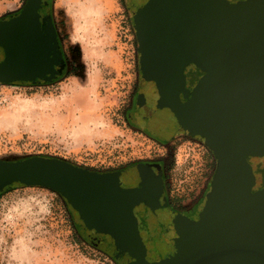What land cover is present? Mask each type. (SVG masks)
I'll use <instances>...</instances> for the list:
<instances>
[{"label":"water","instance_id":"1","mask_svg":"<svg viewBox=\"0 0 264 264\" xmlns=\"http://www.w3.org/2000/svg\"><path fill=\"white\" fill-rule=\"evenodd\" d=\"M126 2L134 10L143 83L137 117L164 141L188 135L212 152L216 165L203 206L192 218L167 214L161 172L143 162L135 166L138 186L124 187L119 171L45 156L0 160V194L12 187L56 192L77 228L107 238L122 254L119 264H264V182L258 185L250 164L264 158V0ZM50 11L49 0H25L0 18V84L54 77L61 56ZM189 66L202 73L192 89ZM142 206L174 237L173 251L157 261L147 259V234L136 215Z\"/></svg>","mask_w":264,"mask_h":264},{"label":"rangeland","instance_id":"2","mask_svg":"<svg viewBox=\"0 0 264 264\" xmlns=\"http://www.w3.org/2000/svg\"><path fill=\"white\" fill-rule=\"evenodd\" d=\"M49 1L67 72L47 86L0 84V160L54 157L106 172L170 154L169 198L189 205L208 184L216 161L213 156L210 171L202 143L180 138L164 146L130 119L143 90L133 8L126 0ZM24 3L0 0V18ZM24 103L29 108L23 110ZM250 164L260 185L264 158H251ZM139 216L148 234L147 259L170 255L172 233L152 215ZM75 228L90 239L102 238L77 228L56 192L12 187L0 194V264H119L113 251L91 246Z\"/></svg>","mask_w":264,"mask_h":264},{"label":"flooded vegetation","instance_id":"3","mask_svg":"<svg viewBox=\"0 0 264 264\" xmlns=\"http://www.w3.org/2000/svg\"><path fill=\"white\" fill-rule=\"evenodd\" d=\"M227 1H229L230 3H234V2L242 1V0H227ZM45 10H46V8L43 5H42V8L39 10V13H40L41 18H42V22H41V30L42 31L45 30V25L47 23L45 20H43V18L46 16V14L44 13ZM50 14L52 16L51 11H50ZM52 24L54 26L55 33H56L57 54H60V56H61V60L58 61V66H54L56 73L54 74V77L49 81H45L43 79L36 78L34 81L27 83L28 85L40 87V86H47V85L55 84L58 81H60L63 78L64 74H66V72H67L66 58H65V55H64V52L62 49L61 42L59 40L58 32L56 30L53 18H52ZM185 75L189 80H191V83L193 82V84L189 86V88L192 89L193 85L202 76V73H201V71H199L198 69H196L195 67L192 66V68L190 70L185 72ZM18 83L24 84L22 82H18ZM130 119L136 123V125L138 126V129L141 130L142 133H144L148 137L156 140L157 142L161 143L164 146L169 145L171 142L173 143L174 141H176L180 138H185V139H189L192 141H197V142H200L203 144V142L199 138L191 137V136L183 135V134L177 135L176 137H173L169 141H164L163 139H161L159 137L158 133L156 131H154L150 126L143 124L142 121H138L136 104L133 108V111H131V113H130ZM203 146H204V144H203ZM205 149H206V168H209L211 171L213 154L206 147H205ZM167 150H170V149L168 148ZM169 156H171V155L167 154L166 156H161L157 160H148V161H140V162L151 165V167L153 168V170L156 173L159 171L161 172V179L163 181V191H162V194L160 197V204L162 205V208L167 212V214H169V213L183 214V215H186V216L192 218L193 217L192 214L197 212L198 209H200L204 204L205 196L210 189V182L212 179V174L211 173L209 174L210 176L208 177V182H207L208 184L203 189L201 194L198 195L189 205L184 206V207H180V206L176 205L175 203H173V201L169 198L168 190H167V186H166L167 169L170 168L171 164H172L171 163L172 160ZM136 163H138V162L130 163V164L124 165L120 168H115L113 170H109L106 172L119 171L121 173L122 185L124 187L138 186V182L134 181V179L138 180V175H137L136 168H135ZM127 178H129V180H131L129 183H126ZM127 184H131V185H127ZM207 187H208V189H207ZM141 213H144L145 215H152L154 218H156V220L159 222V224H161L163 227L167 228V231H170L167 223L162 222L154 213H152L150 210H148L145 206H142L140 209H138V211L136 212V215L139 219V227L143 231H145V230L142 228V225H141L142 219L139 216ZM146 234H147V232H146Z\"/></svg>","mask_w":264,"mask_h":264},{"label":"trees","instance_id":"4","mask_svg":"<svg viewBox=\"0 0 264 264\" xmlns=\"http://www.w3.org/2000/svg\"><path fill=\"white\" fill-rule=\"evenodd\" d=\"M16 84H21L18 82H14L11 83V85H16ZM22 85V84H21ZM75 231L78 232L79 236L83 239L87 238L88 243L96 248H100V247H104L105 251H107L108 253H110L111 251H113L114 253L111 254L112 258H115V261L117 262L119 260V258L122 256V254L115 248L109 245V243L107 242V240L105 238H95V239H90L86 234L84 233H79V231L75 228Z\"/></svg>","mask_w":264,"mask_h":264},{"label":"bare ground","instance_id":"5","mask_svg":"<svg viewBox=\"0 0 264 264\" xmlns=\"http://www.w3.org/2000/svg\"><path fill=\"white\" fill-rule=\"evenodd\" d=\"M26 108H29V104H26V103H24V104H22V109L24 110V109H26ZM24 248V247H23ZM24 250V249H23Z\"/></svg>","mask_w":264,"mask_h":264}]
</instances>
